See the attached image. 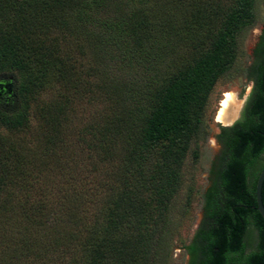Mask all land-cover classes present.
<instances>
[{
  "label": "trees",
  "instance_id": "obj_1",
  "mask_svg": "<svg viewBox=\"0 0 264 264\" xmlns=\"http://www.w3.org/2000/svg\"><path fill=\"white\" fill-rule=\"evenodd\" d=\"M255 1L0 0V73L14 75L17 103L0 101V264L172 260L169 207L182 165L209 90L255 20ZM254 56L239 117L217 137L187 264H264L255 192L264 167V27ZM52 91L35 131L31 102ZM84 100L100 103L75 139L92 162L88 175L64 136Z\"/></svg>",
  "mask_w": 264,
  "mask_h": 264
},
{
  "label": "rangeland",
  "instance_id": "obj_2",
  "mask_svg": "<svg viewBox=\"0 0 264 264\" xmlns=\"http://www.w3.org/2000/svg\"><path fill=\"white\" fill-rule=\"evenodd\" d=\"M255 20L244 28L238 35L237 56L232 66L216 79L209 90L204 105L201 131L195 141L192 142L182 165L181 186L173 198L169 207V216L172 230L171 258L168 264H187L189 255L185 248L202 218L203 203L202 194L212 181L213 171L221 151L218 135L225 126H229L239 116L244 101L249 94L252 81L249 72L254 64V49L259 41L264 27V0L255 1ZM104 65H101L102 69ZM89 65H83L86 69ZM159 71L165 69L160 65ZM109 74L119 78H125V72L108 65ZM127 75V74H126ZM15 78L12 73H0V101L4 108L15 109L16 101L10 98L14 96ZM225 91H230L240 100L241 104L237 117L230 123H221L215 120L219 107V101ZM55 91L42 94L39 99L31 102L29 109V122L31 128H38V107L47 99L54 97ZM100 103L84 102L74 103V111L69 116V124L65 126L66 146L71 157L79 160L78 167L84 166L87 173L91 170L92 162L87 158V151L82 145H76V136L79 130L94 117L95 108ZM16 135V134H15ZM15 135H12L14 137ZM19 135V134H18ZM90 176V175H89ZM251 243L256 244L257 235L253 229H249Z\"/></svg>",
  "mask_w": 264,
  "mask_h": 264
},
{
  "label": "bare ground",
  "instance_id": "obj_3",
  "mask_svg": "<svg viewBox=\"0 0 264 264\" xmlns=\"http://www.w3.org/2000/svg\"><path fill=\"white\" fill-rule=\"evenodd\" d=\"M233 92V91H232ZM225 91L219 101V107L215 115V120L221 123H230L237 115L240 107V100L234 93Z\"/></svg>",
  "mask_w": 264,
  "mask_h": 264
},
{
  "label": "water",
  "instance_id": "obj_4",
  "mask_svg": "<svg viewBox=\"0 0 264 264\" xmlns=\"http://www.w3.org/2000/svg\"><path fill=\"white\" fill-rule=\"evenodd\" d=\"M264 180V167L261 169L256 180V208L264 219V203L262 200V184Z\"/></svg>",
  "mask_w": 264,
  "mask_h": 264
},
{
  "label": "flooded vegetation",
  "instance_id": "obj_5",
  "mask_svg": "<svg viewBox=\"0 0 264 264\" xmlns=\"http://www.w3.org/2000/svg\"><path fill=\"white\" fill-rule=\"evenodd\" d=\"M239 113H240V112H239ZM238 117H239V116H238ZM238 117H237V118H238ZM234 121H235V120H234ZM234 121H233V122H234Z\"/></svg>",
  "mask_w": 264,
  "mask_h": 264
}]
</instances>
